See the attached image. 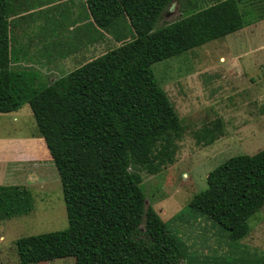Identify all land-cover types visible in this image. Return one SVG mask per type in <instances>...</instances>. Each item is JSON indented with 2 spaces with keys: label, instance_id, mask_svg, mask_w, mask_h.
Listing matches in <instances>:
<instances>
[{
  "label": "trees",
  "instance_id": "trees-1",
  "mask_svg": "<svg viewBox=\"0 0 264 264\" xmlns=\"http://www.w3.org/2000/svg\"><path fill=\"white\" fill-rule=\"evenodd\" d=\"M178 0H85L98 30L119 45L44 88L38 75L12 68L11 0H0V113L28 104L36 131L56 167L66 209L63 231L16 241L19 264L74 258L75 264H191L187 246L145 204L144 171L157 175L176 162L182 127L151 66L254 24L238 0H223L189 17L161 23ZM125 19L126 34L116 28ZM130 37L129 40H127ZM217 121L196 134L212 145ZM264 206V149L225 160L206 177L188 208L236 242ZM30 192L0 186V221L27 215ZM253 253L250 264H264Z\"/></svg>",
  "mask_w": 264,
  "mask_h": 264
},
{
  "label": "rangeland",
  "instance_id": "rangeland-1",
  "mask_svg": "<svg viewBox=\"0 0 264 264\" xmlns=\"http://www.w3.org/2000/svg\"><path fill=\"white\" fill-rule=\"evenodd\" d=\"M11 1L10 49L17 59L12 68L36 73L41 89L80 66L71 59L74 50L70 48L76 32L81 31L76 18L86 14L84 0H78L80 7L77 0ZM178 1L161 23L189 17L223 0ZM238 2L245 20L254 24L151 66L178 116L182 136L173 165L157 175L140 172L145 204L187 246L191 264H250L247 260L253 253L262 255L264 206L248 220L249 234L236 242L219 225L188 208L192 198L206 189L210 171L230 157L264 149V0ZM127 26L125 19L117 22L119 34L123 36L122 30L128 34ZM94 38L92 45L84 46L85 60L119 45L108 34ZM57 51H63V56L53 58ZM16 116L15 120L8 115L0 117V136L25 135L31 131L29 125L36 129L28 104ZM217 121L223 126V135L210 146L198 145L196 134ZM52 176L53 180L44 177V186L27 188L32 197L29 214L0 221V264H19L18 239L67 228L56 168ZM45 264L75 261L70 257Z\"/></svg>",
  "mask_w": 264,
  "mask_h": 264
},
{
  "label": "crops",
  "instance_id": "crops-1",
  "mask_svg": "<svg viewBox=\"0 0 264 264\" xmlns=\"http://www.w3.org/2000/svg\"><path fill=\"white\" fill-rule=\"evenodd\" d=\"M83 5L86 14L84 16L79 15V17L76 18L77 22L81 24V31L80 33L76 32L72 42L73 47L70 48L74 50V53L70 54V57L73 56L71 59L74 60L75 63L78 62L77 67L95 58L92 57L85 60V51L87 49L84 46L93 44L91 37L94 38V36L99 35L105 36L106 34L93 26L86 4ZM77 13L79 14V11ZM93 32H96L95 35ZM97 32H101L102 34L99 33V35H96ZM92 33L93 35H91ZM93 40H95V38ZM82 47H84V49H82ZM62 52L63 51H60V53H58V51L54 52L53 58H56V54L59 55V57L61 55L63 56ZM16 60L17 59L14 58L12 62L16 63ZM19 110L11 113H0V117L8 115L11 119L14 118L15 120L18 117L16 115ZM28 128L31 131L22 136H0V186H20L27 189L31 186H44V177H47L48 180V177L51 176V180H53L52 172L53 168L56 167L52 162L45 141L38 135L33 125H29ZM263 244L264 242H261L262 255H264V251H262V249L264 250Z\"/></svg>",
  "mask_w": 264,
  "mask_h": 264
},
{
  "label": "water",
  "instance_id": "water-1",
  "mask_svg": "<svg viewBox=\"0 0 264 264\" xmlns=\"http://www.w3.org/2000/svg\"><path fill=\"white\" fill-rule=\"evenodd\" d=\"M173 5L170 7V10H172Z\"/></svg>",
  "mask_w": 264,
  "mask_h": 264
}]
</instances>
